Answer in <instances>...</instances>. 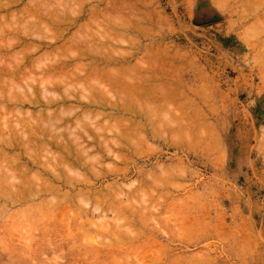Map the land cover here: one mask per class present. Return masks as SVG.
<instances>
[{"label": "rangeland", "instance_id": "obj_1", "mask_svg": "<svg viewBox=\"0 0 264 264\" xmlns=\"http://www.w3.org/2000/svg\"><path fill=\"white\" fill-rule=\"evenodd\" d=\"M29 1L30 0H21L19 3L10 6V8L0 10L1 14L7 15L6 17L4 16V18H6L5 20L2 19V17L0 19L2 20L0 24L2 26L3 24L6 25L3 26V29L0 25V31L4 30L0 32L3 34H0V41L2 42L3 40L5 43L8 41L7 37L12 38L13 33H11V31H13L17 25V29H20V31L21 27L23 28L24 26L27 27V31L29 29L28 27L35 31L37 30L36 32L41 30L40 33L38 32L39 34L37 33V36L40 38L36 35L34 36H36L38 40L36 37L32 39V36H20L22 39L26 37L24 39V45L26 44L27 47L34 42V44H32L34 47L31 45L28 47L30 48L31 46V50H28V48L26 49L29 51H27L29 54H32L29 55L28 53H24L25 49L22 50V46H17L5 53L6 55L2 59L6 63L9 61L12 62L14 60L12 57L20 55L18 53L20 51L34 58L36 56L38 57V55L41 57L43 56L42 60L48 56L46 58L47 61L46 59L44 60L45 62H49L48 60L50 57L51 60L54 58L57 60L62 56V60H64V56L71 57L72 55L71 60L68 57V59L66 58V60H64L67 62V68L69 67L68 70L65 69L66 73L65 71L63 73H56L57 77L54 75L56 79H58V76L61 79L64 74L69 75L70 73L71 75L74 70L75 61L80 62V66L83 68L85 66L84 64L90 61L91 58L87 55L86 58L85 56L84 58L83 56L78 57V51L76 52L78 47L71 46L76 50L73 48L70 49V45L66 42H68L67 39L72 33L78 36L84 35L83 37L87 36V38H89L88 34H90V31L93 33L94 31L96 32L97 27H95L96 25L92 22V25L90 23L89 26L90 29L86 26L89 24L90 18H88V16H90L89 13L90 10H92L90 7L93 4L97 6L98 0H81L82 5L80 4V0H63L62 5L60 3L62 0H50L52 2H59L60 4L57 5V3L50 2L49 4L52 6L49 5L48 9L52 7V10L56 13L62 9L58 13H66L68 18L66 19L68 20L66 24H70V26L63 24L59 27L49 24L50 27L48 28L51 31L45 30L48 28H41L43 23L46 24V22H38V24L36 23L37 21H34V18L30 16L29 18L28 15L22 11L24 4H28ZM103 1L104 4L102 3L100 7H107L109 1L111 4L118 0ZM122 1L124 0H119V2ZM125 2H137V5H140V7L137 6V13L145 11L144 15L138 13L139 17L143 19L140 23L134 20V15L128 12L126 5H122L123 3L126 4ZM125 2H122L121 7L125 8L120 11L122 14H118L119 17L117 16V18L119 19L124 13H128L127 16L130 14V17L126 16V21L122 19L120 22L123 21V23H125L129 21V26L131 28L128 29L124 24L126 28L121 26L124 29L120 27V32L118 30L116 33H114L115 30L109 28L111 34H116V38L111 34L112 37H108L107 34L109 31L107 28L106 31L108 32L105 33V36L107 35V40L105 37L100 38L102 41L99 40V46L102 49L103 47L101 46H104V49L106 46L109 52L111 50L115 52H110L114 57L119 56L117 57V61L120 59L119 62L110 64L109 66L117 67L121 64H130L129 67L133 69L132 72L130 71L131 69L126 66L129 79L134 75H136L135 78L138 77L139 79V77L141 75V77H143L145 73H148L146 75H148V79H150V76L152 78L154 74H157L153 76L155 77L152 78V80H154L153 82L149 80L150 83L152 82L153 86L147 84L148 80L145 79L146 77L144 78L145 82L142 80L143 78L140 77L144 82L143 85L151 86V88L155 87L152 90L149 87L151 90L150 93L152 94L153 92V94L157 96H152L153 98L148 102L149 104L144 101V104L139 102L134 105L136 102L132 101L133 106H131L132 110L134 109V113L131 115L132 113H119L111 107L112 105H110V102V104L106 103V108L105 106L97 105V103L89 107L85 106L84 99L83 101L79 99L81 98L80 87L84 85V89L88 90L87 93L98 91H102L103 93V87L97 85L95 80H92L91 84L88 83L91 82L89 78L87 79L85 77V79L80 77L74 80L76 83L71 81L74 85L77 84L75 86L77 89L75 90L73 89L74 87L69 89L73 85L70 81H67L69 83L66 85L68 87L71 85L67 89L71 90L70 92L73 94L78 92L76 95L80 94V96H76L78 100H75L76 97L71 100V98L75 96L72 94L73 96L69 97V101L60 105L63 106L62 109L64 111L68 110V108L65 109V107L72 106V110L74 109L75 113L76 109V113L72 115L73 111H70L71 113L68 114L72 115L70 118L65 112L64 114L70 119L65 117L66 121H64L63 124L59 121L58 123L60 125H56L58 128L55 127L58 130L54 127L50 128L51 130L53 128L56 130L54 131L55 134H52L53 136L56 135L58 131L60 134L62 133L60 137H58L59 134L57 133L54 140V138L52 139L50 137L51 132L49 133L48 130L47 132L52 141H58V144H60L58 138H61V136H65V140H69V138L72 139L71 136L73 135L71 134L70 136V130L71 132L72 130H74V132L76 131L75 133L78 132V134H76L78 136L74 134V137H79L78 141L81 140L84 144L88 142V156H81L83 153L81 155L76 154V157L79 159V156H81V162L85 161V165L83 162L81 163L83 165L71 166L70 168H73L74 172L78 171L75 175L72 170L68 171L72 173H66L67 169L65 170L64 165H61L64 169V171H62L63 169L57 164L62 163L60 160L57 161L55 157L58 158V155H60V157L61 155L64 156V151L61 150L60 147L54 146L55 142L52 143V141H49L50 139L44 131L39 132L38 138L40 139L41 137V139L37 140L42 141L43 139L45 143H52L50 144L52 149H48L50 152L53 150L50 153V156L53 155L50 158L52 162L54 161L53 163L49 160L50 156L47 158L49 152H47V154L45 153L46 155L44 156V152L46 151L42 150L43 152H40L41 149H39L34 151L36 154L33 155L32 146L29 147L27 145L26 148H24L25 146L21 149L17 148L18 150L12 149L14 151L5 149V152L7 151L4 153L6 158L13 152H15V154L20 152L18 156L21 154L19 160H21L22 163L24 160L26 162V158L28 159V156L31 154L32 157L36 156V159L41 155L38 162L41 160L42 163L40 161L37 167L28 171L25 175L26 177H17L18 180L19 178L22 179L19 181L22 187H18L17 184L14 185L12 183L13 188L10 186L11 189L8 188L5 191L4 189L9 186V184L6 183L8 181H0V184H4V182L6 184V186L2 187L0 185V190L4 188V195L7 196V199H3L4 196L2 195L3 197H1L0 195V264H264V0H134V2L133 0H126ZM67 4L69 6H67ZM71 4L72 6H70ZM105 4L107 6H105ZM54 5H57L56 8H54ZM109 7L110 6L107 8ZM73 8L75 9L73 11L78 12V14H83V17L75 23L73 19L77 14H75L76 12L73 14ZM11 10L15 15L17 14L15 21ZM20 11L23 12V15ZM147 13H149V15H147ZM8 14L11 20L13 18V22H9L11 20ZM164 15H166V17ZM145 16H147V18L149 16V18L144 20ZM24 17H26L27 23L23 21L25 20ZM123 17L125 16H121V18ZM30 20L31 23H28ZM8 22L11 24V28L12 26L14 27L12 30H8L7 27H10ZM45 24L44 27L48 23ZM66 26H68V28ZM4 27L7 29H4ZM35 27L36 29H34ZM61 28L63 30L67 29L63 31L65 33L61 32ZM59 30L60 32L58 33ZM86 31H89L88 34ZM121 31L123 32L121 33ZM4 32L8 33L4 34ZM61 33H63V37H60ZM118 33L121 35L119 36ZM246 33L248 37L247 35L245 36ZM40 34H42V36L44 35L43 39ZM5 38H7V40L4 41ZM80 39L82 40L84 38ZM65 40L67 41L65 42ZM88 41L91 42L89 39ZM41 43L42 49L33 54L34 48ZM46 43H51L52 46L46 48L47 45H44ZM62 45L64 46L63 48ZM156 45L165 50L167 48L168 54L170 53V55L176 56L175 58L166 59L167 63H170L168 64L170 68L166 66L167 63L165 65L168 68V70L165 69L167 70L166 73L164 69L160 68H166L164 66L166 61L164 60V63H162L163 65H159L158 71H148L146 69V71H144V68L141 71V68L144 67L145 64L143 65V62H141L140 64L143 66H140L137 65V63L147 58L145 57L146 52H144V50L149 48V46L157 47ZM56 47H58V49ZM51 48L52 50H50ZM53 48L56 51H53ZM48 50H50L51 53ZM74 55L79 59L74 58ZM120 55L122 57H120ZM10 56L12 59L7 60ZM81 62H85L83 64L84 66ZM72 64L73 67H71ZM133 64L136 66L131 67ZM150 65L153 66L154 64L152 65L151 63ZM76 66H79V63H76ZM35 69L36 68L32 69L34 70V74L38 71H35ZM136 69H138V72ZM69 70L72 71L70 72ZM134 70L136 72H134ZM143 71L145 73H143ZM38 72L40 73V69ZM39 73H37V77L41 75V73ZM60 74L63 75L60 76ZM169 76L171 77L169 78ZM55 78L54 80H56ZM66 78L65 80H68ZM86 79L89 81L85 82ZM38 80L39 78L37 79V83H35L37 86L32 84V87L31 83H29V87H31L32 90L34 88L36 91L37 87V90L40 91V88L38 89ZM41 80H43V78ZM141 80L139 79L138 81L142 82ZM18 81L19 83L21 82V80ZM77 81L82 84L79 85ZM57 82L61 83L59 80L56 81V83ZM161 82L162 84L159 85ZM21 83V87L26 86L24 81ZM59 85L57 94L60 95V93L64 91L66 85H62L63 87L61 84ZM166 85L168 88L170 87V89L176 90L177 88V91L172 90L173 93H169L170 90H168ZM0 86L2 87L4 85ZM158 86H160V88L157 89V91H159L156 93L154 91H156ZM5 87H2L3 91L9 89V87ZM162 88L167 92L164 91V89L161 90ZM80 89L82 90L83 87ZM84 89L82 92H84ZM54 90L56 92V88ZM38 91L36 92L38 93ZM66 91L65 89V92ZM63 93L62 95H64ZM90 93H88L89 97L92 95ZM85 94L86 92L84 95ZM167 94H170V97ZM161 95L167 96V99L164 97L166 101L158 102L157 97ZM106 96L107 99L110 98L107 94ZM162 96L159 97V100L163 98ZM92 98L93 96L91 99ZM104 98L107 100L105 96ZM113 98L114 97H112V99ZM164 98L162 100H165ZM117 99L120 105L119 98ZM111 101L113 102V100ZM152 101H155V103ZM176 102H183L182 106ZM6 105L4 106L6 110V112L4 110L5 115H3L4 113L1 111L0 119L1 115L4 120L9 119L7 123L8 126L14 123L18 125L16 122L18 119V121L21 120L23 125L24 122L31 119V117L32 119L36 117L34 116L35 113L37 119L34 118V120H36L35 124L38 126L41 125L43 121H41L43 118L40 117H47L46 112L49 114L48 110L52 109L54 111L56 106V110L58 107L61 109L59 105L51 106L50 109L44 105H35L36 107L27 104L21 106L19 104L6 103ZM8 107H11V109ZM15 108H17L16 111ZM139 108L142 109L143 113L140 112L141 109ZM60 109H58L59 112L62 111V109ZM56 110L53 113H58ZM145 110L147 113H145ZM20 111L21 114L19 113ZM99 111L102 113V116ZM173 111L174 113L176 111L175 116ZM179 112L180 115H177ZM190 112L192 114L194 112L195 114L192 115ZM30 114L31 117L26 119L27 115L30 116ZM81 114H83L82 116L84 118L87 117L85 114H90L92 120L89 121V116V118H87L92 124L87 122ZM196 114H198V116ZM185 115L188 117L186 118ZM109 116L111 117L110 119ZM189 116L193 118L191 119ZM80 117H82V119ZM114 117H116V119ZM3 119L0 120V141L5 138V135H8L7 133L10 135L13 134V136H15L14 134L16 133V131L12 130L13 125L10 128L11 132L9 130L7 132V128L9 129L8 126L4 128L6 131L1 129L3 128L1 125L3 126V124H5L1 122ZM72 119H74L75 122L74 120L72 121ZM114 119L119 120L115 122ZM125 119L126 121L129 119V121L126 122ZM31 121L32 120H29L28 123L30 124ZM77 121L80 123V130H78L77 127V130L74 128L79 124L76 123ZM119 121H124V123L122 124ZM130 121L134 123L132 124ZM136 121L139 123L138 126L140 127L141 124L143 128H140L144 130L141 131L136 127ZM32 122L31 124L33 126L34 121ZM84 122L85 126L82 125ZM175 122L177 124H174ZM7 124L4 126L6 127ZM93 124L96 126H93ZM113 124L115 129L112 128L114 127ZM134 124L136 126H132ZM22 125L21 130L22 127L26 126L25 124ZM204 125H206V127ZM42 126L45 127V124ZM27 127H29L28 124ZM100 127L104 128V131L100 132L101 136L98 137L99 132L96 134V131H100ZM19 128L20 126L17 127V129ZM83 129L88 130L87 134L91 136L86 135L85 132L87 131ZM108 129L111 130L108 131ZM112 129L114 131H112ZM133 129L136 130V132H133ZM2 131L5 133L4 136ZM82 131L85 133L84 136L83 133H81ZM18 132H20V130ZM120 132H122V136ZM40 134H43L44 138ZM17 135L19 134L16 133V136ZM45 136L49 140L45 141ZM85 136L86 139H84ZM7 137L5 138L6 140L12 136L8 139ZM90 138L93 141L95 140V142L91 141ZM101 139L106 140V144L111 143L109 145L112 150L115 148L113 152H111L113 155L109 154V152L106 153L107 151L104 150V146L102 147L99 145L102 143ZM60 140H62V138ZM65 140L62 142L64 143ZM109 140H111V142H107ZM97 141H100V143L98 144ZM120 142L122 143L120 144ZM67 143L63 145H67L70 148V152L74 155L78 148L74 146V140H70V142ZM33 144H35V142ZM40 144L42 143L35 144L37 147L33 146L38 149L39 146L41 147ZM119 145H121V147ZM26 152L28 154L30 152V154L27 155ZM95 155L96 157L100 156L102 159L100 157H97L100 160L95 159ZM84 156L87 159L94 157L87 162V160H83ZM41 158L45 160L43 161ZM1 161L6 162V160H2V158L0 163ZM45 161L49 162L48 164H54L58 168V174L60 173L63 178L65 177L64 179L61 178L63 181L53 180L52 175L46 172L44 168L42 169L43 166L45 167V165H47ZM90 161L91 164H93L92 166L91 164L88 165ZM5 162L2 163H8ZM6 165H4L5 169ZM86 165L92 168L89 167L88 169ZM159 165L161 168H159ZM1 173H4L2 177ZM34 173L37 174L36 177L38 178L35 177L36 174ZM31 174L34 175L30 176ZM27 175H29V178ZM5 176V172L0 171V179ZM24 181L29 184L27 183V185ZM90 182H92V184H90ZM45 184L47 188L50 187L49 189L51 190L46 189ZM15 186L19 189L18 191ZM27 186H29V188ZM14 188L15 191L12 190ZM21 189L26 195L23 194ZM41 189H45V192L42 191L43 193H41ZM113 192H115V194ZM19 194H22L24 197L22 195L19 196ZM119 194L122 195L120 198L117 197ZM10 195L12 198L15 197V200L11 199ZM8 196L11 200L8 199ZM21 196L23 198H21ZM93 206L95 208L100 206V209L93 210ZM143 207L145 208L144 210ZM113 210H119V213L118 211L117 213L114 211L116 215L118 214V218L120 217L119 220L117 216L115 218V214L112 212ZM99 214L101 218L97 217ZM25 217L27 218L25 219ZM119 224L120 227H117Z\"/></svg>", "mask_w": 264, "mask_h": 264}, {"label": "bare ground", "instance_id": "obj_2", "mask_svg": "<svg viewBox=\"0 0 264 264\" xmlns=\"http://www.w3.org/2000/svg\"><path fill=\"white\" fill-rule=\"evenodd\" d=\"M21 0H0V10H2V9H5V8H10V6H12L13 4H17V3H19ZM53 1V0H52ZM52 1H50V0H39V1H34L33 0V2H32V0H30L29 2H28V4L27 3H25L24 4V6L22 7V11L23 12H25L26 13V15H28V17L30 16V17H32V18H34V21H37L36 23H38V22H46V24L45 23H43V26H41V28H43V29H45V28H48V27H50L49 26V24H51V25H53V26H57V27H59V26H61V25H63V24H65V25H68V26H70V24H66L67 22H68V20H66V19H68L67 18V15H66V13H58V12H60V11H58L57 13L55 12V11H53L52 10V7H51V9L49 8L48 9V6L50 5V6H52L51 4H49L50 2L51 3H57V2H52ZM55 1H59V0H55ZM74 1V0H73ZM72 1V2H73ZM81 1V0H80ZM83 1V0H82ZM82 1L80 2V4L82 3ZM85 1V0H84ZM90 1V0H89ZM107 1V0H106ZM121 1V0H120ZM126 0H124V1H122V2H125ZM132 1V0H131ZM27 2V1H26ZM77 2V1H76ZM104 1L103 0H98V4H97V6L96 5H92L91 7H90V9H92V10H90V16H88V18H90L89 19V24L87 25V22H86V27H88L89 29H90V23L92 22L94 25H96L95 27H97V30L96 29H94V30H96V32L94 31V33L92 32V31H90V34H88V32L86 31V33L88 34V37L89 38H87V36L86 37H83V36H78V35H76V34H74V33H72V35H70L69 37H68V42H66L67 40H65V42L67 43V44H69L70 45V47L71 46H76V47H78L77 49L78 50H76V49H74L73 47H71L70 49H74V50H76V52H77V55H78V57H81V56H83V58H84V56H85V58H86V55L89 57V58H91L90 59V61H87L85 64L84 63H82L81 62V64L84 66L83 68H81V66H80V62H77V61H75V64H74V70H73V68H72V74L70 75V73H69V75H66V74H60V76L61 75H63V77H61V79H60V77L58 76V79H56L55 77H54V75L57 77V74L56 73H58V72H60V73H63L64 71H65V69H67L68 70V68H67V62L66 61H64V60H66V58L68 57V56H64V60H62L63 58H62V56H61V54H60V58L59 59H57V60H55V58L53 59V60H51L50 58H49V62H45L44 60L48 57V56H46L45 58H44V60H42V58H43V56L41 57V56H39L38 55V57L36 56L35 58L34 57H31V56H29V55H31L32 53H28L29 51V49L31 50L32 48H31V46H33L32 44H34V42L32 43V44H29V45H31L30 46V48H28L29 47V45H28V47L26 46V44L24 45V39L26 38V37H31L32 36V39H33V37L35 38L36 36H37V33L39 32L40 33V29H39V27H38V29L40 30V31H38V32H36L35 30H33V29H31L30 27H28L29 29H28V31H27V27L26 26H24L25 27V29H24V27L22 28L21 27V31H20V29L18 30L17 29V26H16V28H14L13 26H12V28H11V24L9 23V22H13L12 20H13V18H12V16H14V21L16 20L15 19V17H16V15L14 14V12L12 11V16H11V18H12V20L10 19V13L8 14V16H9V19L11 20V21H9L8 22V24L10 25V27L8 26L7 28H8V30H12L13 28H14V30L15 29H17V30H13V31H11V33H13V36H12V38L11 37H7L8 38V41L7 42H3V40H2V42L0 43V85H4V86H2V87H5V86H7V88L9 87V88H11L12 87V84L13 83H15V84H17V85H21V84H23V83H21V82H23L24 81V83H25V81H27V87H29V83H31V81L32 80H36L37 81V79L39 78V82H38V84L40 85V84H44V86H45V90H47V91H51V92H54V93H56L57 94V88L60 86L59 84H61V86L62 85H68V83L69 82H67V81H72L73 83H76L74 80H77V79H79L80 77H85V78H89V80L91 81V82H88L89 80H87L86 79V81L85 82H88V83H92V80L94 81L95 80V83L97 84V85H100V86H102L103 87V93H102V91H98V92H88V93H90V94H92V95H90V97L88 96V93H87V91L88 90H86V89H84V85L82 86L83 87V89H84V92H82V90L80 89V88H82V87H80L79 88V90H80V92H81V97H84L85 99H84V101H85V106H92V105H94V103L96 104L97 103V105H100V106H107V104L109 103L110 105H112L111 107L113 108V109H115V110H117L119 113H125V114H131V115H133V110H132V106H133V102L132 101H134V102H136V103H134V105H136V104H138L139 102H142L143 104H144V101L146 102V103H148L149 101H151L152 100V96H154V97H156L157 95H154L153 94V92H152V94L150 93V91L153 89V88H155V87H152L151 88V86H153L152 85V82L154 81V80H152V78H155V77H153V76H156L155 74L152 76V78H151V76H150V79H148L149 78V76L148 75H146V74H148V73H145L144 71H146V70H148V71H150V70H159V65L160 64H162V63H164V60L166 61V59L167 58H173L174 56L173 55H170V53L168 54L167 53V48H166V50L165 49H163V48H160V47H158L157 45V47H150L149 46V48H147L146 50H144V52H146V56L145 57H147L146 59H148V60H144V59H142L140 62H138L137 63V65H140V66H143L144 64L146 65H144V67H142L141 68V71H142V69L144 68V71H143V73H145V75L143 76V77H141V78H143L142 80H144V78L146 79V80H152V82L150 83V81H149V83H148V81H147V84L148 85H150L151 84V86H148V85H143L144 84V82H145V80H144V82L141 80V78L139 77V79L142 81V82H140V81H138L139 79H138V77H136L135 78V76L136 75H134V76H132L131 77V75H130V77H131V79H129V74L127 75V73H128V69L126 68V66L129 68V69H131L130 67H129V65L130 64H121V65H119V66H117V67H114V66H109L110 64H113V63H118L119 62V60L120 59H118V61H117V57H119V56H117V57H114V55L113 54H111L110 52L111 51H113V50H111L110 52H109V50L108 49H106V46H105V49H106V51H105V49H104V46H101V47H103V49L102 48H100V46H99V40H100V38H103V37H105V39L107 40V35H108V37H110L111 35H113V36H115V38H116V34H111V32L109 31V28L110 29H112V30H115V32L114 33H116L118 30H119V32H120V27L121 26H124V24L126 25V27L128 28V29H130L131 27L129 26L130 24V22L128 21V22H125V23H123V21L122 22H120L122 19H124L125 21H126V16H127V14H125L124 12V14L123 15H121V16H125V17H123V18H121V16H120V20L117 18V16H118V14H122V12H120V11H122L124 8H122L121 7V4H122V2H119V0L118 1H115L114 3L112 2L111 4H110V1L108 2L109 4H107L106 2V4L108 5V6H110L109 8H107L108 6L105 4V6H107V7H100V5L103 3ZM133 2H134V0H133ZM139 2V1H138ZM141 2V1H140ZM216 2V1H215ZM60 3H61V5L63 4V0L62 1H60ZM59 2L57 3V5L58 4H60ZM66 3H67V1H66ZM69 3V2H68ZM74 3V2H73ZM126 4H122V5H126V8H127V10H128V12L130 13V14H133L134 15V17H135V19L134 20H136V22L138 21L139 23H140V21L141 20H143V19H141V17H139V14L141 13V12H138L137 13V11H138V8H137V6H139L140 7V5H137V2H134V3H127V2H125ZM104 4V3H103ZM140 4V3H139ZM146 4V3H145ZM57 5H54V8H56V6ZM82 5V4H81ZM67 6H69L68 4H67ZM66 6V7H67ZM70 6H72V4L70 5ZM80 6V5H79ZM62 7V6H61ZM63 8V7H62ZM77 8V7H76ZM55 10V9H54ZM73 10H75L74 8L72 9V11ZM78 10V9H77ZM126 10V9H125ZM124 10V11H125ZM22 11H20V13H22V15H23V12ZM64 11V10H63ZM71 11V12H72ZM80 11V10H79ZM140 11V10H139ZM74 12H76V11H73V14H74ZM125 12H127V11H125ZM145 12V11H144ZM144 12H142L141 13V15L143 14L144 15ZM147 12V11H146ZM19 13V12H18ZM151 13V12H150ZM254 13V12H253ZM7 14V13H6ZM70 14V13H69ZM75 14H77L76 15V17H74V19H73V22L75 23L76 21H78V20H80L82 17H83V14H78V12H76ZM129 14V15H130ZM21 15V14H20ZM87 15V14H86ZM127 16V17H130V16ZM132 15V16H133ZM145 15H146V13H145ZM147 15H149V13H147ZM4 16L5 15H3V14H1L0 13V19H1V17H2V19H6V18H4ZM7 16V15H6ZM5 16V17H6ZM19 16V15H18ZM74 16V15H73ZM93 18H92V17ZM131 16V17H132ZM162 16V15H161ZM165 17H166V15H164ZM19 17H22V16H19ZM18 17V18H19ZM29 17V18H30ZM119 17V16H118ZM143 17V16H142ZM163 17V16H162ZM25 18V20H23L25 23H27V21H26V17H24ZM23 18V19H24ZM101 18H102V21H101ZM133 18V17H132ZM148 18H149V16H148ZM147 18V16H145L144 17V20H147L148 19ZM7 19H8V17H7ZM131 19V18H130ZM129 19V20H130ZM152 19V18H151ZM167 19V18H166ZM4 20H3V22H4ZM19 20V19H18ZM28 20V19H27ZM0 21H2V20H0ZM88 21V20H87ZM119 21V22H118ZM168 21V20H167ZM2 22V23H3ZM6 22V21H5ZM21 22H22V19H21ZM23 22V23H24ZM70 22V21H69ZM72 22V23H73ZM19 23H20V21H19ZM18 23V24H19ZM28 23H31V20H30V22H28ZM71 23V24H72ZM92 23H91V25H92ZM105 23V24H104ZM123 23V24H122ZM135 23V22H134ZM7 24V23H6ZM13 24V23H12ZM17 24V23H16ZM39 24V23H38ZM44 24L46 25L45 27H44ZM1 25V24H0ZM27 25V24H26ZM35 25H37V24H35ZM34 25V26H35ZM80 25V24H79ZM2 26V25H1ZM3 26H6V25H4L3 24ZM3 26L1 27L2 29H3ZM34 26H32V27H34ZM68 26H66L67 28H68ZM83 26V25H82ZM134 26V25H133ZM94 27V28H95ZM125 26H124V28H126ZM145 27V26H144ZM0 28V29H1ZM6 27H4V29H5ZM6 28V29H7ZM107 28H108V31L110 32H108V31H106L107 30ZM123 27H121V29H124ZM22 29H23V31H22ZM34 29H36V27L34 28ZM62 29V28H61ZM45 30H47V31H51L49 28L48 29H45ZM53 30V29H52ZM65 30H67V29H62V31L61 32H63V31H65ZM152 30V29H151ZM4 31V30H3ZM2 30L0 31V32H3ZM7 31V30H6ZM16 31H18V32H16ZM47 31H45V32H47ZM124 31V30H123ZM123 31H121V33L123 32ZM44 32V31H43ZM60 32V30L58 31V33ZM67 32V31H66ZM108 32V34L105 36V33H107ZM124 32H127V31H124ZM145 32H147V31H145ZM5 33H8V32H4V34ZM38 33V34H39ZM63 33H65V32H63ZM63 33H61V35H60V37H63ZM85 33V32H84ZM241 33H243V32H241ZM0 34H2V33H0ZM52 34V33H51ZM86 34V35H87ZM111 34V35H110ZM119 34V36L121 35L120 33H118ZM3 35V34H2ZM34 35H36V36H34ZM41 36H42V34H40ZM48 35V34H47ZM47 35H46V37H47ZM65 35V34H64ZM247 35V33L245 34V36ZM8 36V35H7ZM24 37V36H26L24 39H22L21 37ZM44 36V35H43ZM43 36H42V39H43ZM56 36V35H55ZM1 37V36H0ZM38 37V36H37ZM36 37V38H37ZM91 37V38H90ZM112 37V36H111ZM247 37H248V35H247ZM7 38H5L4 39V41L5 40H7ZM38 38H40V37H38ZM38 38H37V40H38ZM48 38V37H47ZM80 38H84V39H80ZM86 38V39H85ZM114 38V37H113ZM114 38V39H115ZM12 39V40H11ZM50 39V38H49ZM60 39V38H59ZM88 39L91 41V42H89L88 41ZM110 39V38H109ZM135 39V38H134ZM247 39V38H246ZM11 40V41H10ZM40 40V39H39ZM45 40V39H44ZM54 40V39H53ZM57 40H58V38H57ZM56 40V41H57ZM87 40V41H86ZM248 40H249V38H248ZM40 41H42V40H40ZM48 41V40H47ZM100 41H102V40H100ZM115 41V40H114ZM104 42V41H103ZM134 42V41H133ZM29 43V42H28ZM52 43V42H51ZM51 43L50 44H48V43H46V44H44L45 46H46V48H48V47H51L52 45H51ZM84 43H86V44H84ZM24 45V46H23ZM65 45V44H64ZM122 45V44H121ZM128 45V44H127ZM133 45V44H132ZM252 45V44H251ZM20 47V46H22V50H24L25 52L24 53H28L27 55H25V54H23V53H21L22 51H20V52H18L20 55H16L15 57H12V58H14V60L12 61V62H8V63H6L2 58L6 55L5 53H7V52H9V50H11L12 48H14V47ZM26 46V47H25ZM36 46V45H35ZM45 46H43V47H45ZM67 46V45H66ZM34 47V46H33ZM58 47H59V45H58ZM58 47H56L57 49H58ZM64 46L62 45V48H63ZM28 48V50H26ZM55 48V49H56ZM60 48V47H59ZM42 49V43L41 44H38L35 48H34V50H33V54H35L37 51H39V50H41ZM112 49V48H111ZM118 49V48H117ZM50 50H52V48L50 49ZM50 50H48L49 52H50ZM61 50V49H60ZM59 50V51H60ZM69 50V49H68ZM108 50V51H107ZM28 51V52H27ZM46 51V50H45ZM53 51H56V50H54V48H53ZM63 51V50H62ZM44 52V51H43ZM72 52V51H71ZM108 52V53H107ZM114 52V51H113ZM13 53V52H12ZM11 53V54H12ZM18 53H16V54H18ZM46 53V52H45ZM51 53V52H50ZM49 53V54H50ZM75 53V52H74ZM115 53V52H114ZM176 53V52H175ZM10 54V55H11ZM76 54V53H75ZM125 54V53H124ZM8 55H9V53H8ZM44 55V54H43ZM47 55H48V53H47ZM57 55V54H56ZM117 55H119V54H117ZM177 55H178V53H177ZM45 56V55H44ZM58 56V55H57ZM76 55H74V58H77V57H75ZM129 56V55H128ZM128 56H126V57H128ZM143 56V57H144ZM9 57V56H8ZM39 57H41V58H39ZM59 57V56H58ZM120 57H122L121 55H120ZM176 57V56H175ZM174 57V58H175ZM11 58V56H10V58H7V60L8 59H12ZM68 58H70V60L72 59V55H71V57H68ZM67 58V59H68ZM141 58V57H140ZM77 59H79V58H77ZM81 59V58H80ZM123 59V58H122ZM125 59V58H124ZM182 59V58H181ZM74 60H76V59H74ZM140 60V59H139ZM138 60V61H139ZM179 60V59H178ZM46 61H47V59H46ZM41 62H45V63H41ZM71 62V61H70ZM135 62V61H134ZM141 62H143V65H141L140 63ZM76 63H79V66H76ZM152 63V65L154 66H151L150 64ZM166 63H167V61L165 62V64H164V66L166 65ZM44 65L43 67H41V68H39L40 69V73H41V75L39 76L38 75V77L36 76L37 75V73H39L38 71H39V69L37 68V65ZM69 64V63H68ZM168 64H170V63H167V65L166 66H168ZM78 65V64H77ZM163 65V64H162ZM161 65V66H162ZM69 66V65H68ZM132 66H136V65H131V67ZM165 66V67H166ZM172 66V65H171ZM71 67H73V64L71 65ZM169 68H170V66H168ZM173 67V66H172ZM171 67V68H172ZM264 67V66H263ZM33 68H36L35 69V71H37V73L36 74H34L33 72H34V70H32ZM138 68V67H137ZM161 69H167L168 70V68L166 67V68H162V67H160ZM175 68H176V66H175ZM139 69H140V67H139ZM146 69V70H145ZM179 69V68H178ZM177 69V70H178ZM132 70L133 69H131L130 71L132 72ZM138 69H136V71H137ZM163 70V71H164ZM167 70H165V73H166V71ZM70 71V70H69ZM70 71V72H71ZM135 70H134V72H136ZM152 71V72H153ZM174 71V70H173ZM74 72V73H73ZM138 72V71H137ZM39 73V74H40ZM65 73H66V71H65ZM140 73V72H139ZM142 73V72H141ZM176 73V72H175ZM132 74V73H131ZM135 74V73H134ZM151 74H153V73H151ZM171 74V73H170ZM43 75H44V77H43ZM133 75V74H132ZM149 75H150V73H149ZM158 75H160V74H158ZM45 76H46V79H45ZM68 76V77H67ZM163 76V75H162ZM37 77V78H36ZM67 77V78H66ZM157 77H159V76H157ZM164 77H165V75H164ZM168 77V76H167ZM171 76H169V78H170ZM43 78V80H41V79ZM54 78L56 79V80H54ZM63 78V79H62ZM65 78L66 79H68V80H65ZM84 78V79H85ZM173 78V77H172ZM18 80H21V84L19 83V81ZM23 80V81H22ZM30 80V81H29ZM41 80V81H40ZM60 81L61 83H59V82H57L56 83V81ZM133 80V81H132ZM29 81V82H28ZM138 81V82H137ZM45 82H47V83H45ZM71 82V84L73 85L71 88H69L67 85L64 87V95H62V93H60V92H58V93H60V95L59 94H57L59 97H60V99H57V100H52L51 101V103L50 104H48V105H44L43 104V102H41V104L40 105H44V106H46L48 109H50V107L51 106H54V105H59V106H61L62 104H64V103H66L67 101H69V97L70 96H73V95H75L73 98H71V100L72 99H74L77 95H76V93H78V92H75V94H73V93H71L70 91L71 90H69V89H72L73 87V89L75 90V89H77V87L75 88V86L77 85V84H73ZM84 82V83H85ZM59 83V84H58ZM77 83H79L78 81H77ZM83 83V84H84ZM87 83V84H88ZM33 83H31V85H32ZM57 84H58V86H57ZM80 84H82L81 82L79 83V85ZM86 84V83H85ZM154 84V83H153ZM162 84V82L159 84V85H161ZM165 84V83H164ZM173 84V83H172ZM24 85V84H23ZM35 85V84H34ZM39 85H38V89L40 88L39 87ZM156 85V84H155ZM157 85H158V83H157ZM156 85V86H157ZM22 86V85H21ZM35 86H37V84L35 85ZM34 86V87H35ZM86 86V85H85ZM90 86V85H89ZM165 86V85H164ZM163 86V87H164ZM175 86V85H174ZM1 87V86H0ZM1 87V89L0 90H2L3 88ZM32 87H33V85H32ZM63 87V86H62ZM79 87V86H78ZM91 87H92V85H91ZM151 88V90H150V88ZM166 87L168 88V86L166 85ZM6 88V87H5ZM56 88V92H55V89ZM67 88H69V89H67ZM160 88V86H158V88H156V91H154V92H158L157 91V89H159ZM173 88V87H172ZM174 88H176V87H174ZM65 89L67 90L66 92H65ZM164 88H162L161 90H163ZM33 92H36V91H38L37 90V87H36V91H35V89L33 88ZM40 90V89H39ZM69 90V91H68ZM155 90V89H154ZM168 90H170L169 91V93L170 92H172V90H175V89H170V87L168 88ZM6 91V90H5ZM8 91V90H7ZM6 91V92H7ZM78 91V90H77ZM164 91H166L165 89H164ZM163 91V92H164ZM175 91H177V88H176V90ZM181 91V90H180ZM179 91V92H180ZM39 92V91H38ZM72 92H73V90H72ZM79 92V93H80ZM86 92V94H87V96H86V94L84 95V93ZM167 92V91H166ZM166 92H164V93H166ZM37 93V92H36ZM65 93H66V95H65ZM83 93V94H82ZM95 93H97V94H95ZM162 93V92H161ZM173 93V92H172ZM172 93H171V95H172ZM183 93V92H182ZM73 94V95H72ZM106 94L108 95V97H110V98H108L109 100L111 99V100H113V102H115V103H113L111 100L109 101L108 99H107V96H106ZM118 95H120V96H118ZM165 95V94H164ZM168 95V94H167ZM173 95H175V94H173ZM178 95V94H177ZM78 96H80V94L78 95ZM93 96V98L91 99V97ZM104 96L106 97V99L107 100H105V98H104ZM162 96V95H161ZM161 96H158L157 98H158V102L160 101V102H164V101H166V97L165 96H162L165 100H162L163 98H161L160 100H159V97H161ZM169 97H170V94L168 95ZM181 96V95H180ZM183 96V95H182ZM112 97H114L113 99H112ZM126 97V98H125ZM129 97V98H128ZM172 97H174V96H172ZM176 97V96H175ZM37 98H38V96H37ZM77 98V99H76ZM75 98V100H78V97H76ZM117 98H119V101H120V105H119V103H118V99ZM131 98V99H130ZM80 100H81V98H79ZM156 99V98H155ZM177 99V98H176ZM79 100V101H80ZM115 100V101H114ZM157 100V99H156ZM169 100V99H168ZM167 100V101H168ZM81 101H83V99L81 100ZM106 101H108V102H106ZM116 101H117V103H116ZM170 101V100H169ZM169 101H168V103H169ZM130 102H132V103H130ZM153 102V101H152ZM151 102V103H152ZM157 102V101H156ZM173 102V101H172ZM175 102V101H174ZM69 103V102H68ZM71 103V102H70ZM107 103V104H106ZM153 103H155V101L153 102ZM166 103V102H165ZM176 103H179V102H176ZM183 103V102H182ZM182 103H179V104H181V106H182ZM9 104H16V105H33V106H35L34 104H30V103H26V102H18V103H9ZM61 104V105H60ZM80 104V103H79ZM83 104V103H82ZM149 104V103H148ZM5 105H6V103H5ZM132 105V106H131ZM141 105V104H140ZM38 106V105H37ZM106 106H105V108H106ZM109 106V105H108ZM139 106V105H138ZM137 106V107H138ZM176 106V105H175ZM36 107V106H35ZM62 107L63 106H61V109H62ZM70 107H71V109H70ZM77 107H79V106H77ZM6 108H7V105H6ZM8 108H10L11 109V107H8ZM43 108V107H42ZM47 108H45V109H47ZM52 108H54V107H52ZM56 108H57V106H56ZM56 108H54V111L56 110ZM66 108H68V112L65 110H63L62 109V111L61 112H59V110L58 109H60V107H58V109L56 110V111H58V113L56 112V113H53L54 111L52 110H48L49 112L51 111L52 112V115L51 116H49V114H48V112H46L47 113V117H40V118H43V119H41V125H36L35 123H36V120H34V118L35 119H37L36 117H37V115H35L34 114V116H36V117H34L33 119H32V117H31V114H30V116H28L27 115V117H26V119H29V117H31V119H29V120H32V121H34V125H36V126H32V124H33V122H32V124H31V122H30V124H31V126H30V124L28 123V121H26V122H24V124L26 125V126H24V127H27V124H28V126L29 127H27V128H24V127H22V130H21V125H22V123H21V120L20 121H18L17 119V123H18V125H19V122H20V128L19 129H17V124L16 123H14V124H12L13 125V127H12V125L10 126H8V117L6 116V118L8 119V120H4L3 118H2V115H1V119H3V121H1L2 122V124H3V122L5 123V124H7L6 125V127L4 126L5 124H3V126L1 125V127H3V128H1V129H3V131H6V129H4V128H7V126L9 127V129L7 128V132H8V130L10 131V128L12 127V130L13 131H16V133L17 134H19V135H17L16 136V133L14 134L15 136H13V134H9V133H7L8 135V137L5 135V138L7 137V139L10 137V136H12L11 138H9L8 140H6L5 138L3 139V137H2V139L3 140H1L0 141V160H1V158H2V160H6V162H8V163H6L5 161H1V163H0V169H4V170H0L1 172H5V174H6V176L4 177V178H1L0 179V181H8V182H10V181H12L13 180V178H17L18 176H20V178L21 177H23V176H25L26 174H27V172L28 171H30V170H32L33 168H35V167H37L38 165H39V162L41 161V160H39V162H38V159H40L39 157L41 156H39L38 157V159H36V156L35 157H32L31 155V157L30 156H28V159L26 158V162H25V160H24V162L22 163L21 162V160H19L20 158H21V154H20V156H18V154L20 153H18L17 152V154H15V152H13L12 154H10V158L9 157H5L4 155V153H6L5 152V149L6 150H12V149H17V148H19V149H21L22 147H24V148H26L27 147V145L29 146V147H31V149L33 150V155H35L36 154V152H34V151H37V150H39V149H41L40 150V152L43 150V151H46V152H44V156L47 154V152H49L48 154H47V158H48V156H50V153L53 151H51L50 152V150L49 149H52L51 148V145L50 144H52L53 142H55V144H54V146H56V147H60V149L61 150H63L64 151V156H62L61 155V157H60V155H58V153H57V155L59 156H57L58 158H60V159H58V158H56L55 157V159H57V161L58 160H60V162L62 163V164H60V163H57V164H59L60 165V167H61V165H64L65 166V170L67 169V171H66V173L70 170H72L73 171V174L75 175V173L76 172H78V171H76V172H74V169L73 168H70L71 166L72 167H75V166H73V165H85V161H83V162H81V160H82V158H81V156H83V155H86V157L88 156V142L86 143V144H84L83 143V141L81 142V140H79L78 141V138L79 137H77L76 138V136H78V135H76V134H78V132L77 133H75L74 132V130H72V132H71V130H70V136H71V134L73 135V136H71L72 137V139H70L69 138V140H65V136L64 137H62L61 136V138H62V140H60L61 138H58V140H59V142H60V144H58V141H54L55 140V136L57 135V133L59 134V136L58 137H60V135L62 134H60L59 133V131L58 132H56V135H52V134H55L54 133V131H56V130H58V129H56V128H58L56 125H58L59 123V121H61L60 123L61 124H63L64 123V121H66V118H71L72 117V115H75V113H76V109H75V113H74V109L72 110V106H69V107H65V109ZM134 108V107H133ZM141 108H142V105H141ZM141 108H139V109H141ZM16 109L17 108H15V111H16ZM19 109V108H18ZM41 109V108H40ZM60 109V110H61ZM81 109V108H80ZM95 109V108H94ZM20 110V109H19ZM18 110V111H19ZM47 110H45V111H47ZM77 110H79V109H77ZM84 110V109H83ZM131 110V111H130ZM138 110V109H137ZM147 110V109H146ZM145 110V111H146ZM18 111H17V113H18ZM28 111H30V110H28ZM40 111V110H39ZM70 111H73V113H72V115L70 116V115H68L69 113H71ZM85 111V110H84ZM98 111V110H97ZM139 111V110H138ZM137 111V112H138ZM178 111V110H177ZM3 113H4V111H2ZM1 111H0V113H2ZM5 112H6V110H5ZM27 112V111H26ZM25 112V113H26ZM32 112V111H31ZM36 112H37V110H36ZM67 113V115L69 116H67V115H65L64 113ZM100 112V111H99ZM98 112V113H99ZM140 112H142V109L140 110ZM9 113V112H8ZM20 114H21V111L19 112ZM46 113H45V116H46ZM101 113V112H100ZM143 113V112H142ZM145 113H147V111L145 112ZM173 113H174V111H173ZM175 113H176V111H175ZM175 113H174V116H175ZM178 113V112H177ZM191 113V112H190ZM23 114V113H22ZM39 114H40V112H39ZM103 114H104V112H103ZM185 114L187 115V113L185 112ZM192 114V113H191ZM190 114V115H191ZM195 113L193 112V114L192 115H194ZM3 115H5V113L3 114ZM62 115H64V116H62ZM83 114H81V116H82ZM85 115H87V117L89 116H91L90 114L88 115V114H85ZM84 115V116H85ZM93 115V114H92ZM101 116H102V113L100 114ZM138 115V114H137ZM177 115H180V112H179V114H177ZM186 115H185V117H186ZM197 116H198V114H196ZM25 116V115H24ZM104 116H105V114H104ZM110 116H112V115H110ZM109 116V119L111 118ZM135 116V115H134ZM144 116H145V114H144ZM66 117V118H65ZM83 117V116H82ZM82 117H80L81 119H82ZM88 117V118H89ZM183 117V116H182ZM188 117V116H187ZM186 117V118H187ZM190 118H191V116H189ZM45 118V119H44ZM69 118V119H70ZM84 118V117H83ZM108 118V117H107ZM115 119H116V117H114ZM118 118V117H117ZM193 118V117H192ZM191 118V119H192ZM198 118H200V117H198ZM0 119V120H1ZM26 119H24V120H26ZM47 119V120H46ZM114 119V120H115ZM127 119V118H126ZM126 119H125V121H126ZM196 119H197V117H196ZM38 120H39V117H38ZM45 120V121H44ZM74 119H72V121H73ZM77 120V119H76ZM78 120H80V119H78ZM90 120H92V117H90L89 118V121ZM119 120V119H118ZM118 120H115V122L116 121H118ZM121 120H123V119H121ZM150 120V119H149ZM179 120V119H178ZM184 120V119H183ZM193 120H195V119H193ZM12 121V120H11ZM67 121H68V119H67ZM71 121V122H72ZM84 121V120H83ZM87 122H89L88 121V119L86 120ZM127 121H129V119L127 120ZM126 121V122H127ZM186 121V120H185ZM38 122H40V121H38ZM43 122H44V124H45V127H43L42 125H44L43 124ZM46 122V123H45ZM56 122H57V124H56ZM70 122V121H69ZM74 122H75V120H74ZM73 122V123H74ZM114 122V123H115ZM120 122V121H119ZM130 122H132V121H130ZM130 122H128V123H130ZM137 123H136V125L134 124V125H132V126H136V127H138L141 131L142 130H144V129H141V128H143L142 127V125L140 124V127L138 126L139 125V123H138V121H136ZM140 122V121H139ZM151 122V121H150ZM188 122V121H187ZM11 123H13V122H11ZM76 123H79V121H77ZM75 123V124H76ZM90 123V122H89ZM120 123H124V121L123 122H120ZM134 122H132V124H133ZM16 124V125H15ZM23 124V125H24ZM40 124V123H39ZM74 124V125H75ZM80 124V123H79ZM90 124H92V122L90 123ZM98 124V123H97ZM100 124V123H99ZM121 124V125H122ZM143 124V123H142ZM174 124H177L176 122L174 123ZM22 125V126H23ZM60 125V124H59ZM70 125V124H69ZM68 125V126H69ZM82 125H84L85 126V122H84V124H82ZM100 125H102V124H100ZM100 125H97V126H100ZM116 125H119V124H116ZM120 125V126H121ZM125 125H127V124H125ZM129 125V124H128ZM202 125H203V123H202ZM201 125V126H202ZM87 126V125H86ZM93 126H96V125H94L93 124ZM92 126V127H93ZM113 126H114V124H113ZM175 126H177V125H175ZM205 127H206V125H204ZM51 127H56L55 129L56 130H54V128L52 129L53 130V133H52V130L50 129ZM66 127V126H65ZM74 127V126H73ZM77 126H75L74 128H76ZM106 127V126H105ZM112 127V126H111ZM126 127V126H125ZM131 127V126H130ZM174 127V126H173ZM182 127V126H181ZM180 127V128H181ZM193 127V126H192ZM200 127V126H199ZM63 128V127H62ZM68 128V127H67ZM66 128V129H67ZM78 128V127H77ZM77 128L75 129V130H77ZM80 128L81 127H79L78 128V130H80ZM82 128H83V126H82ZM88 128H89V126H88ZM101 129H102V131H101V129H100V131L98 130V131H96V134L99 132H103L104 131V128H102V127H100ZM113 129H115V126L114 127H112ZM137 128V129H138ZM145 128V127H144ZM171 128V127H170ZM176 128V127H175ZM190 128V127H189ZM189 128H187V129H189ZM194 128V127H193ZM197 128V127H196ZM201 128V127H200ZM15 129V130H14ZM65 129V128H64ZM112 129V131H114ZM123 129V128H122ZM135 129V128H134ZM133 129V130H134ZM20 130V132H18ZM28 130V131H27ZM47 130L49 131V133L51 132V134H50V137L53 139L54 138V140L52 141V139L49 137V133L47 132ZM63 130V129H62ZM83 130H85V131H87V132H85L86 133V135H90V134H87L88 133V130H86V129H83ZM109 130H111V129H108V131ZM168 130H170V129H168ZM176 130V129H175ZM184 130V129H183ZM196 130V129H195ZM2 131V132H3ZM46 132L47 133V137L50 139H48L46 136V140L45 141H47V140H49V141H52V143L50 142V144H49V142H44L43 141V139H42V141H39L40 139H41V137H40V139L38 138L39 137V132ZM93 131V130H92ZM94 131H95V129H94ZM118 131H119V129H118ZM122 131V130H121ZM139 131V130H138ZM171 131V130H170ZM190 131V130H189ZM11 132V131H10ZM27 132H28V134H27ZM61 132V131H60ZM74 132V133H73ZM133 132H136V130H134ZM140 132V131H139ZM1 133V132H0ZM45 133V134H46ZM81 133H83V131L81 132ZM80 133V134H81ZM85 133H83V136H84V134ZM92 133V132H91ZM98 133V137L99 136H101V133L99 134ZM121 133L122 132H120V135H121ZM123 133H124V131H123ZM131 133V132H130ZM159 133V132H158ZM207 133V132H206ZM3 134V136H4V132L2 133ZM74 134L76 135L75 137H74ZM111 134V133H110ZM132 134V133H131ZM130 134V135H131ZM141 134V133H140ZM143 134H145V133H143ZM165 134V133H164ZM1 135V134H0ZM10 135V136H9ZM43 138H44V136H43V134H40ZM127 135V134H126ZM125 135V136H126ZM175 135V134H174ZM207 135V134H206ZM209 135V134H208ZM53 136V137H52ZM87 136V137H88ZM91 136V135H90ZM103 136V135H102ZM122 136V135H121ZM167 136V135H166ZM81 137V136H80ZM96 137V136H95ZM118 137V136H117ZM210 137V136H209ZM64 138V139H63ZM91 138H93V137H91ZM91 138H90V140H91ZM121 138V137H120ZM126 138V137H125ZM131 138V137H130ZM37 139H39V140H37ZM57 139V138H56ZM68 139V138H67ZM80 139H82V138H80ZM84 139H86V136L84 137ZM104 139H105V136H104ZM102 140V143L101 144H99L100 143V141H97L98 142V144L99 145H101L102 147L104 146V150L105 151H107L106 153H108L109 152V154H112L113 155V153H111V152H113V150L115 149H111L110 148V145L109 144H111V143H108V144H106V140ZM108 139V138H107ZM112 139V138H111ZM116 139V138H115ZM39 141V142H37V141ZM63 140H65L64 141V143H67V142H70V140H74V142H75V144H74V146H77L78 148H77V152L73 155L71 152H70V148L67 146V145H63L64 143L62 142ZM83 140V139H82ZM118 140V139H117ZM123 140H125V139H123ZM67 141V142H66ZM91 141H93V140H91ZM119 141H121V140H119ZM204 141V140H203ZM35 142V144L37 145V143L39 144V143H42V144H40L41 145V147L39 146V148L38 149H36V148H34V146H36L35 144H33ZM44 142V143H43ZM61 142H62V144H61ZM93 142H95V140L93 141ZM107 142H111V140H109V141H107ZM141 142V141H140ZM189 142V141H188ZM48 143V144H47ZM73 143V142H72ZM113 143V142H112ZM122 142H120V144H121ZM31 144V145H30ZM68 144V143H67ZM70 144V143H69ZM137 144V143H136ZM140 144V143H139ZM150 144V143H149ZM179 144H181V143H179ZM34 145V146H33ZM114 145H115V143H114ZM114 145H111V146H114ZM183 145V144H182ZM49 146V147H48ZM92 146V145H91ZM100 146V147H101ZM120 147H121V145H119ZM178 146V145H177ZM28 147V148H29ZM37 147V146H36ZM97 147V146H96ZM101 147V148H102ZM49 148V149H48ZM100 148V149H101ZM138 148H140V147H138ZM30 149V150H31ZM36 149V150H35ZM74 149V148H73ZM72 149V150H73ZM92 149V148H91ZM103 149V148H102ZM141 149V148H140ZM139 149V150H140ZM3 150H4V152H3ZM18 150V149H17ZM32 150H31V152H32ZM75 150V149H74ZM73 150V151H74ZM89 150H90V148H89ZM12 151H14V150H12ZM24 151V150H23ZM29 151V150H28ZM27 151V152H28ZM42 151V152H43ZM26 152V153H27ZM39 153V152H38ZM46 153V154H45ZM61 153V152H60ZM74 153V152H73ZM83 153V154H82ZM86 153V154H85ZM25 154V153H24ZM29 154H30V152H29ZM28 153H27V155H29ZM39 154H41V153H39ZM62 154V153H61ZM76 154H82L81 156H79L80 157V159L78 158V157H76L77 155ZM90 154V153H89ZM122 154V153H121ZM7 155V154H6ZM11 155H13V156H11ZM15 155V156H14ZM42 155H43V153H42ZM73 155V156H72ZM91 155V154H90ZM89 155V156H90ZM97 155V154H96ZM96 155H95V157H96ZM100 155V154H99ZM115 155V154H114ZM117 155V154H116ZM38 156V155H37ZM51 156H53V155H51ZM51 156L49 157V160H51L50 158H51ZM108 156H110V155H108ZM85 156L83 157V160L85 159V160H87V162H88V160L89 159H92V158H89V159H87ZM98 158L100 157V156H97ZM95 158V159H97V160H100V159H98V158ZM111 157V156H110ZM25 158V157H24ZM101 158V157H100ZM8 159V160H7ZM23 159V158H22ZM42 159V158H41ZM94 159V160H95ZM102 159V158H101ZM118 159V158H117ZM43 160V159H42ZM45 160V159H44ZM43 160V161H44ZM124 160V159H123ZM48 161V160H47ZM47 161H45L46 163H47V165H45V167L43 166L42 167V169L44 168L45 169V171L46 172H48V173H50L51 175H52V177H53V180H55V181H63V180H61V178L62 179H64L62 176H61V174L59 173L58 174V168L54 165V164H52V165H54V166H52L51 164H48L49 162H47ZM56 161V160H55ZM96 161V160H95ZM94 161V162H95ZM2 162H5L6 164H4V163H2ZM44 162V163H45ZM51 163H53L52 162V160L50 161ZM93 162V161H92ZM99 162V161H98ZM98 162H96V163H98ZM124 162V161H123ZM41 163H42V161H41ZM45 163V164H46ZM81 163H83V164H81ZM91 164V161H90V163L88 164V165H90ZM4 165H6V169L4 168L5 166ZM58 165V166H59ZM93 164H91V166H92ZM87 166V165H86ZM91 166H89V167H91ZM95 166V165H94ZM160 166V165H159ZM163 166V165H162ZM59 167V168H60ZM63 167V166H62ZM61 167V168H62ZM88 167V166H87ZM89 167H88V169H89ZM55 168H57V169H55ZM92 168V167H91ZM112 168V167H111ZM159 168H161V166L159 167ZM63 169V168H62ZM8 170V171H7ZM56 170V171H55ZM78 170V169H77ZM94 170V169H93ZM113 170V169H112ZM116 170H117V168H116ZM152 170V169H151ZM160 170H162V169H160ZM62 171H64V169L62 170ZM97 171V170H96ZM111 171V170H110ZM7 172V173H6ZM38 172V171H37ZM43 172V171H42ZM57 172V173H56ZM64 173V172H63ZM66 173H64V174H66ZM68 173H72V172H68ZM150 173V172H149ZM165 173V172H164ZM4 174V173H3ZM3 174L1 173V177L3 176ZM34 174H36V173H34ZM34 174H31L30 176H32V175H34ZM126 174V173H125ZM98 175V174H97ZM29 175H27V177H28ZM37 176V174L35 175V177ZM38 176H40V175H38ZM26 177V176H25ZM34 177V176H33ZM34 177V178H35ZM72 177V176H71ZM19 178V180H18V178L17 179H15V180H18V181H20V180H22V179H20ZM24 178V177H23ZM29 178V177H28ZM36 178H38V177H36ZM5 179V180H4ZM7 179H9V180H7ZM27 179V178H26ZM30 179H32V178H30ZM42 179V178H41ZM47 179V178H46ZM82 179V178H81ZM38 180V179H37ZM80 180V179H79ZM88 180V179H87ZM34 181H35V179H34ZM67 181V180H66ZM164 181V180H163ZM8 182H6L7 184H9V186L7 187V188H3L5 191H6V189H8V188H10V186H12V183H8ZM26 184L28 183V182H26V181H24ZM43 182V181H42ZM64 182H65V180H64ZM23 183V182H22ZM29 183H30V180H29ZM28 183V184H29ZM32 183V182H31ZM36 183H37V181H36ZM14 185H16L17 184V186L18 187H22V186H20L21 185V182H19V183H13ZM19 184V185H18ZM25 184V185H26ZM27 184V185H28ZM35 184V183H34ZM64 184V183H63ZM90 184H92V182H90ZM129 184V183H128ZM1 185V187L2 186H6V184H5V182H4V184H0ZM32 185H33V183H32ZM40 185V184H39ZM57 185V184H56ZM17 186H15L16 187V190L18 191L19 189L17 188ZM53 186V185H52ZM58 186V185H57ZM111 186V185H110ZM152 186V185H151ZM28 188H29V186H27ZM26 187V188H27ZM42 187V186H41ZM11 188H13V186L11 187ZM10 188V189H11ZM25 188V189H26ZM27 188V189H28ZM31 188V187H30ZM45 188L46 189H48V190H51V189H49V188H47V185L45 184ZM54 188V187H53ZM3 189L1 188V192H3ZM15 189V188H14ZM23 189V188H22ZM22 189H21V191H22ZM39 189H40V187H39ZM108 189H110V188H108ZM13 190V189H12ZM36 190V189H35ZM45 190V189H44ZM44 190H42L41 189V193H43L42 191H44ZM5 191L3 192V193H5ZM20 191V192H21ZM29 191V190H28ZM37 191V190H36ZM109 191V190H108ZM23 192V194H25V192L24 191H22ZM21 192V193H22ZM45 192V191H44ZM48 192V191H47ZM116 192V191H115ZM115 192H113L114 194H115ZM137 192V191H136ZM19 193V192H18ZM18 193H17V195H18ZM33 193V192H32ZM39 193V192H38ZM57 193V192H56ZM117 193V192H116ZM94 194H95V192H94ZM93 194V195H94ZM118 194V193H117ZM4 197H3V196ZM1 195V197H3V199H5L7 196L6 195H4V194H2ZM16 195V196H17ZM20 195H22V194H19V196ZM26 195V194H25ZM34 195V194H33ZM36 195V194H35ZM79 195V194H78ZM120 195V196H119ZM117 197L118 198H120L122 195L121 194H119ZM137 195V194H136ZM23 196V195H22ZM21 196V198H23ZM60 196V195H59ZM86 196V195H85ZM138 196V195H137ZM152 196V195H151ZM10 197H11V199H14V198H12V196L10 195ZM88 197V196H87ZM126 197V196H125ZM32 198V197H31ZM123 198V197H122ZM2 199V198H1ZM7 199V198H6ZM8 199H10L9 198V196H8ZM10 199V200H11ZM72 199V198H71ZM160 199H162V198H160ZM15 200V199H14ZM24 200V199H23ZM80 200H82V199H80ZM85 200V199H84ZM88 200V199H87ZM86 200V201H87ZM127 200V199H126ZM19 201H21V200H19ZM56 201V200H55ZM117 201V200H116ZM136 201V200H135ZM50 202V201H49ZM57 202V201H56ZM119 202V201H118ZM68 203V202H67ZM83 203H84V201H83ZM102 203V202H101ZM139 203V202H138ZM81 204V203H80ZM89 204V203H88ZM137 204V203H136ZM194 204V203H193ZM139 205V204H138ZM39 206V205H38ZM50 206V205H49ZM53 206V205H52ZM97 206V205H96ZM37 207V206H36ZM94 207V206H93ZM107 207V206H106ZM50 208V207H49ZM67 208V207H66ZM97 208V207H96ZM95 207L93 208V210L95 209V210H98V209H100V206H98V208L96 209ZM145 208L143 207V210H144ZM114 211L115 210H113L112 212L114 213ZM118 211V213H119V210H117ZM117 211H115L116 213H117ZM67 212V211H66ZM136 212V211H135ZM122 213V212H121ZM31 214V213H30ZM70 214V213H69ZM115 214V213H114ZM29 215V214H28ZM106 215V214H105ZM118 215V214H117ZM116 214H115V218H116V216H117ZM31 216V215H30ZM78 216V215H77ZM95 216V215H94ZM66 217V216H65ZM68 217V216H67ZM97 217H99V218H101L100 217V214H99V216L97 215ZM27 217H25V219H26ZM114 218V219H115ZM117 218H118V216H117ZM120 218V217H119ZM119 218H118V220H119ZM147 218H149V217H147ZM31 219V218H30ZM33 219V218H32ZM42 219V218H41ZM115 220H117V219H115ZM188 221V220H187ZM134 222V221H133ZM30 223V222H29ZM94 223V222H93ZM26 225V224H25ZM126 225V224H125ZM109 226V225H108ZM122 226V225H121ZM26 227V226H25ZM106 227V226H105ZM117 227H120V224H119V226H117ZM22 228V227H21ZM87 228V227H86ZM96 228H98V227H96ZM95 228V229H96ZM84 230H86V229H84ZM69 231V230H68ZM122 231V230H121ZM114 232V231H113ZM124 232V231H123ZM89 233V232H88ZM91 233V232H90ZM99 233V232H98ZM119 233V232H118ZM110 234V233H109ZM85 235V234H84ZM89 235H91V234H89ZM125 235V234H124ZM135 236V235H134ZM85 237V236H84ZM89 238V237H88ZM95 240V239H94ZM152 240V239H151ZM85 241V240H84ZM154 241V240H153ZM154 263V262H153Z\"/></svg>", "mask_w": 264, "mask_h": 264}, {"label": "clouds", "instance_id": "obj_3", "mask_svg": "<svg viewBox=\"0 0 264 264\" xmlns=\"http://www.w3.org/2000/svg\"><path fill=\"white\" fill-rule=\"evenodd\" d=\"M41 67H43V65H37L38 69ZM31 83L35 84L37 83V81L32 80ZM25 85H27V81H25ZM39 87L40 91L38 93H33L31 87H21L20 85L13 83L12 87L9 88L7 92L0 90V111L5 110V103L26 102L34 105H40L41 102H43L44 105H48L51 103L52 100L60 99V97L56 93L45 90L44 84H40ZM81 99L85 98L81 97ZM51 115L52 113L49 112V116ZM84 119L87 120L88 118L85 117ZM17 127H19V125H17ZM77 127L79 128L80 124H77ZM9 183H19V181H16L15 178H13V180ZM13 191H15V189H13ZM2 194L5 193L0 192V195Z\"/></svg>", "mask_w": 264, "mask_h": 264}]
</instances>
